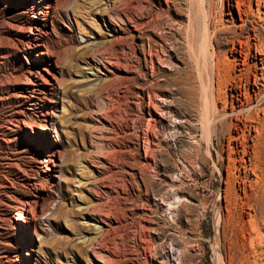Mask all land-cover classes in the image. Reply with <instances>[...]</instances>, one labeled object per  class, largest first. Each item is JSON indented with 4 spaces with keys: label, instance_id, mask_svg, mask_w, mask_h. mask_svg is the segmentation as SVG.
I'll list each match as a JSON object with an SVG mask.
<instances>
[{
    "label": "rangeland",
    "instance_id": "1",
    "mask_svg": "<svg viewBox=\"0 0 264 264\" xmlns=\"http://www.w3.org/2000/svg\"><path fill=\"white\" fill-rule=\"evenodd\" d=\"M18 1L17 9H25L26 2ZM108 1L66 0L70 19L74 8L79 15L77 23L72 20L74 29L83 32L89 45L80 47L68 37L56 45L64 54L66 110L61 113V104L56 107L62 124L49 139L60 143L54 159L61 163V176L50 187L36 181L47 191L40 210L30 209L32 228L41 236L38 264H264V156L254 174L244 151L254 135L256 117L262 116L264 90L252 94L247 87L252 76L226 50L231 29H220L214 38L203 36L210 20L218 29L230 25L225 21L226 0ZM4 2L0 0V6ZM61 6L56 22L66 33L59 22L66 13ZM104 11L119 18L131 12L147 27L142 34L124 30L118 41L107 42ZM32 14L29 10L26 17ZM5 16L1 12L0 33ZM146 38L154 53L152 66ZM217 49L228 61L229 74L240 73L241 82L248 81L244 88L251 107L248 102L232 113L230 104L223 107L232 83L228 75L219 93L213 89L212 99L204 89L197 88L195 98L186 90L187 77L195 87L197 71L204 77L210 72ZM23 52L19 61L26 63L29 53ZM112 53L118 59L111 58ZM253 61H248V70L260 76ZM16 62L10 57L0 65V77L15 74ZM86 70L100 78L91 82L75 75H87ZM0 96L1 141L6 138V119L23 101L15 97L11 84L0 87ZM204 107L209 116L202 114ZM26 144L29 150L21 143L0 144V186L21 190L22 180L37 177L39 170L30 157L33 144ZM21 149L15 166L5 169L3 157ZM13 214L0 201V264H16L10 261L15 258V241L7 220Z\"/></svg>",
    "mask_w": 264,
    "mask_h": 264
},
{
    "label": "bare ground",
    "instance_id": "2",
    "mask_svg": "<svg viewBox=\"0 0 264 264\" xmlns=\"http://www.w3.org/2000/svg\"><path fill=\"white\" fill-rule=\"evenodd\" d=\"M24 1L26 2L25 9H17L19 6L18 0H6V2L2 3L0 6V14L1 12L6 14V16L1 19V27H3V29L0 33V65H3L10 57H15L17 59L14 69L15 74L4 76V78L1 76L0 87L4 84H11L15 86V97H19L20 100L23 101V106L11 111V118L9 121L6 119L7 125H5V131H2L5 133L6 138L1 140L0 144L2 145L4 142H13L18 144L21 143V145H25V147L28 149L29 146L26 143L30 144L31 142L33 144V152L30 157L35 163L39 172H37V177H27L26 179L22 180L20 182V186L22 187L21 190L15 189L11 184L1 183L0 201L9 208V212L14 213L12 216L9 215L7 217L9 227L11 228V236H13L15 241V258H11L10 261L15 260L16 264H38L42 252L39 246V238L41 236L34 232V229L32 228L33 218H31L32 214H30V209L38 206L40 210V204L46 198L47 191L36 181H43L47 187H50L54 184H57L61 176V163L54 159L55 154L59 151L60 143L57 139H49V133L55 132L56 126L61 122V118L59 120L60 115L57 113L58 110L56 107L58 104H61V113L66 110L64 108V104L62 103L63 82L61 80V65L63 63L62 57H64V54L58 50L56 45H58L61 41L65 43L68 37L75 39V41L81 45L80 47H86L89 45V40L86 38L83 39L81 36L83 34L82 31H76L74 29L72 20L77 23L75 18L79 17V15L74 13L77 12V10L74 8V12L72 11L73 17L70 19L66 0ZM253 2L255 3V8H252ZM61 5L66 8V13L65 19H62L59 22H61L63 27H65V29L68 31L66 33L60 30L58 27V22H56L58 21L56 20V9ZM15 7L16 9L14 10ZM223 7H225L227 10V13L225 14L227 15L225 16V21L229 22L230 25L223 26L218 29L217 27L211 26L212 23L209 17L207 19H209L210 22L208 21L203 26V36L206 39L209 34V38H214L216 32H218L220 29H231V31H229L231 34L229 41L230 47L226 50L231 53L233 62L236 61L237 65L246 66L245 70H247L252 76V82L250 83L249 81L248 85H246L252 94L256 96L264 90V0H226V4H224ZM29 10H31L33 14L28 18L26 15ZM102 12V15L100 14L101 20H103L105 23L104 26L105 29H107L106 32H108L106 36L109 37L105 39L107 42L108 40H111V42L114 40L118 41L121 38L119 33L123 32L124 30L136 31L142 34L141 30L147 27V24L140 23L139 18L131 12H125L123 14V18L111 17L105 11L104 13ZM212 14L213 17H216L214 13ZM221 15L222 13L220 16ZM106 17L108 20H106ZM218 21L221 22L220 19ZM252 21L256 22L257 26L252 25ZM243 32L245 35H243ZM242 37H245V39ZM146 39L148 47L146 54L149 57L150 66H152L154 53L152 52L153 49L150 48V40H148V38ZM187 39L188 40L186 43H188V48L193 53L194 44L192 40H189V37ZM204 43L206 42L204 41ZM139 45L141 46L139 49L143 50V44ZM171 46L172 45H170L169 48L173 49ZM200 47H203V43L201 42ZM25 50H27L29 53L28 60L26 63H22L19 61V58L20 55L25 53L23 52ZM110 51L111 50H109V52ZM156 52L157 51H155V53ZM212 53L213 54L211 56H213V60L210 72L205 74L204 77L202 76L203 74H201L202 72H200V70L197 71L195 76L197 78H195L197 81L195 87L191 85V80L187 77V80H184L187 87L186 90L190 92V95L194 96L192 97L189 95L190 99L191 97L195 98L197 88L200 90L204 89L206 93L208 91L210 95L208 96H212V99L215 96L213 89L219 93L224 86V80L226 78L225 75H228L227 77L231 78L232 83L230 84V93L227 96L226 94L224 96L223 107L227 108V105L230 104L229 112L232 113L233 111H236L237 108H241L247 104L250 100V96L246 92L247 89L244 88L246 81L244 84L241 82V78L239 76L240 73H237L234 76L229 74V72L225 69V65H228V61L225 62L223 59H221L219 49L213 51ZM111 55V58L118 59L114 53ZM155 57L156 59L159 58L158 55H155ZM196 58L197 57H195V59ZM203 61H201V63H203ZM248 61H253L252 65L255 67V69L257 66V69L260 71V76H257L255 73L248 70L250 67ZM197 63H195L196 68ZM85 73H87V75H75L79 76L81 79L85 78L84 81L87 79L91 82L100 78L95 73L88 72V70H86ZM88 74H90L92 77H88ZM248 105L251 107L250 102ZM206 107H204L205 113L202 114H207L209 116L208 109ZM259 109L262 116L256 117V126H253L254 135L250 139L251 142L247 146L245 145L246 148L244 150L246 153L245 162L247 163L248 167L250 166L249 169L251 168L254 174H256V168L258 167V164L261 163V160L264 156V106H261ZM183 122H185V126L190 127L188 121L186 122L183 120ZM186 129L188 128L186 127ZM232 139L234 141L236 140L235 138ZM146 148L147 146L144 144V150ZM23 150L24 149H21L20 151H14L10 154V156L7 155L3 157V167H5V169L14 167L16 164L17 154ZM89 217L91 221H98V219L94 217ZM93 226L95 227V225ZM254 226L258 227L255 225V222ZM31 228L33 229V233L35 234L36 240L38 242L35 248L31 246V242H35L31 234Z\"/></svg>",
    "mask_w": 264,
    "mask_h": 264
}]
</instances>
